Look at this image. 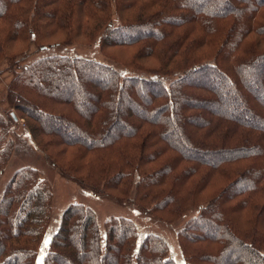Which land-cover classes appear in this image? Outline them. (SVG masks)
Returning <instances> with one entry per match:
<instances>
[{
	"label": "trees",
	"instance_id": "obj_1",
	"mask_svg": "<svg viewBox=\"0 0 264 264\" xmlns=\"http://www.w3.org/2000/svg\"><path fill=\"white\" fill-rule=\"evenodd\" d=\"M199 1L0 0V60L14 74L5 99L80 186L167 223L195 211L177 232L184 264H264V99L245 77L260 72L264 93V0H224L223 13ZM17 42L131 49L119 62L138 74L65 55L15 73L26 57L8 53ZM232 92L240 116L208 112ZM17 126L0 115V175ZM51 200L36 170L11 176L0 194V264H177L160 236H140L122 217L99 226L77 203L40 252Z\"/></svg>",
	"mask_w": 264,
	"mask_h": 264
},
{
	"label": "rangeland",
	"instance_id": "obj_2",
	"mask_svg": "<svg viewBox=\"0 0 264 264\" xmlns=\"http://www.w3.org/2000/svg\"><path fill=\"white\" fill-rule=\"evenodd\" d=\"M223 1L224 0H214V2L211 4L205 5H207V9L209 10L223 13L224 11L228 10V7L223 3ZM255 1L257 2L259 0ZM199 2L204 4L202 0ZM19 47L20 44L17 42L9 45L8 48V53L10 56L16 55L17 53H26V57L19 62V68L14 70L15 73H20L22 67L29 66L39 59L53 55H65L93 59L102 64L112 66L119 72L121 76H132L138 74L134 72V70L128 68V63L119 62L120 57L122 59V56H125V54L132 57L133 50L131 49L103 50L99 46L98 42L87 45L75 43L70 46L53 47L43 50H40L35 45L25 46V43V48L23 47L21 49ZM9 49L12 51L9 52ZM7 67L8 64L6 61L0 60V115L8 112L10 116L13 115L16 117L15 115L19 114L15 110L9 108L5 99L9 85L14 78V74L10 73ZM260 75V72L254 71L253 76H250L248 73H246L245 77L248 78L247 80L250 82L249 84H251L249 87L252 89L253 94L264 99V93L262 91L256 90V86H258L259 83V78H263V75ZM251 77L252 80L249 79ZM234 96L235 92H232L229 97H224L222 103L220 102L209 105L207 107L208 112L214 113L216 110L218 111V109H223V111L229 110L232 114L235 111V116H240L242 109L238 103L233 101ZM230 109H233V111L231 112ZM14 122L18 123V126L15 128L14 134L11 137L14 143V150L8 162L2 168V174L0 175V194L11 176L19 169L25 167L32 168L36 170L37 173L44 179L52 194V200L50 204V219L46 228L40 252L47 248L44 247V242L47 240L49 243L51 237L56 232L63 211L69 205L77 203L82 204L83 206L94 211L99 226H102L104 221L109 218L122 217L134 222L139 230L140 236H145L148 233L160 236L167 244L172 259L177 264H184L179 244L180 239L177 236V232L183 227L185 222L194 215L195 211L187 214L185 217H181L177 221L167 223L160 220L156 216L143 211L131 201H117L111 197L105 196L102 193H96L90 189L82 187L73 179L62 174L57 167L52 166L50 160L47 158L46 153L38 148L33 143L30 135L26 133V126L22 119H17L16 121L14 120ZM69 154L70 152L64 156L68 159L70 157ZM218 187L213 188V185L211 184L209 189L202 197V200L208 199L210 197V191L214 189V192L216 188L218 189ZM262 228L264 230V223Z\"/></svg>",
	"mask_w": 264,
	"mask_h": 264
},
{
	"label": "snow or ice",
	"instance_id": "obj_3",
	"mask_svg": "<svg viewBox=\"0 0 264 264\" xmlns=\"http://www.w3.org/2000/svg\"><path fill=\"white\" fill-rule=\"evenodd\" d=\"M47 244H48V241L46 240V241L44 242V247H45V248L47 247Z\"/></svg>",
	"mask_w": 264,
	"mask_h": 264
},
{
	"label": "water",
	"instance_id": "obj_4",
	"mask_svg": "<svg viewBox=\"0 0 264 264\" xmlns=\"http://www.w3.org/2000/svg\"><path fill=\"white\" fill-rule=\"evenodd\" d=\"M12 116H13V115H12ZM13 119H14L15 121L17 120L16 117H14V116H13Z\"/></svg>",
	"mask_w": 264,
	"mask_h": 264
}]
</instances>
